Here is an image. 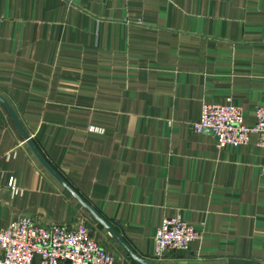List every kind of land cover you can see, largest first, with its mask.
Here are the masks:
<instances>
[{"label":"crops","instance_id":"1","mask_svg":"<svg viewBox=\"0 0 264 264\" xmlns=\"http://www.w3.org/2000/svg\"><path fill=\"white\" fill-rule=\"evenodd\" d=\"M0 95L140 261L1 104L0 230L28 214L85 224L112 264H264V150L255 134L217 149L191 131L202 102H230L246 126L264 105V0H0ZM174 215L198 237L156 260L154 230Z\"/></svg>","mask_w":264,"mask_h":264},{"label":"built area","instance_id":"2","mask_svg":"<svg viewBox=\"0 0 264 264\" xmlns=\"http://www.w3.org/2000/svg\"><path fill=\"white\" fill-rule=\"evenodd\" d=\"M254 121L250 126L242 122L240 109L231 104L206 103L200 105L197 121L191 131L199 133L209 129L215 138V147L237 146L246 143L249 134H255V144L264 150V105L254 108ZM101 132V128L90 127ZM14 154V153H12ZM12 154H6L8 158ZM7 187L11 197L18 196L22 189L13 177ZM198 237L191 225L178 215L162 217L153 234L152 257L163 258L166 252L185 250ZM0 264H30L34 255L39 264H112V255L89 235V228L81 223L69 227L57 223L40 224L33 217L20 215L10 225L0 230Z\"/></svg>","mask_w":264,"mask_h":264},{"label":"water","instance_id":"3","mask_svg":"<svg viewBox=\"0 0 264 264\" xmlns=\"http://www.w3.org/2000/svg\"><path fill=\"white\" fill-rule=\"evenodd\" d=\"M0 104L5 108L9 116L11 117L12 121L14 122L15 126L23 136L26 143L30 146L36 157L39 159V161L51 172V174L77 199V201L93 216L94 219H96L98 222H100L104 227H106L109 232L112 234V236L116 239V241L122 246V248L127 252L129 256L132 258L139 260V258L131 252V250L124 244V242L117 236V234L112 230L111 226L103 220L101 216H99L96 211L64 180V178L51 166V164L44 158V156L41 154V152L38 150V148L35 146L32 139H30L28 133L24 130L20 120L14 113V111L10 108L8 103L5 101V99L0 95ZM207 132L211 131L209 129H204ZM142 264H149L147 262L141 261Z\"/></svg>","mask_w":264,"mask_h":264}]
</instances>
